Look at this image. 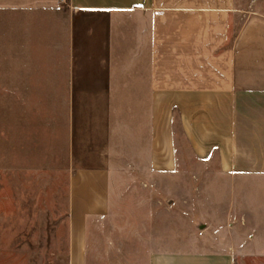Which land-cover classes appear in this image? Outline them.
Wrapping results in <instances>:
<instances>
[{
    "label": "crops",
    "instance_id": "obj_1",
    "mask_svg": "<svg viewBox=\"0 0 264 264\" xmlns=\"http://www.w3.org/2000/svg\"><path fill=\"white\" fill-rule=\"evenodd\" d=\"M256 4L0 0L4 157L19 167L54 161L55 170L65 162L71 264H86L85 226L109 209L112 176L148 177L156 162L171 170L175 112L196 158L216 156L223 174L264 175V8ZM231 240L153 254L149 264L264 256Z\"/></svg>",
    "mask_w": 264,
    "mask_h": 264
},
{
    "label": "rangeland",
    "instance_id": "obj_2",
    "mask_svg": "<svg viewBox=\"0 0 264 264\" xmlns=\"http://www.w3.org/2000/svg\"><path fill=\"white\" fill-rule=\"evenodd\" d=\"M256 5L264 8V0ZM174 115L173 167L156 162L151 176L111 177L109 209L85 226L86 264H149L153 254L211 251L226 236L236 250L264 252V175H227L216 156L196 158ZM4 156L0 127V264H71L65 162L58 170L42 158L37 168L19 167ZM235 261L264 264V256Z\"/></svg>",
    "mask_w": 264,
    "mask_h": 264
},
{
    "label": "built area",
    "instance_id": "obj_3",
    "mask_svg": "<svg viewBox=\"0 0 264 264\" xmlns=\"http://www.w3.org/2000/svg\"><path fill=\"white\" fill-rule=\"evenodd\" d=\"M60 1H66V0H60Z\"/></svg>",
    "mask_w": 264,
    "mask_h": 264
}]
</instances>
